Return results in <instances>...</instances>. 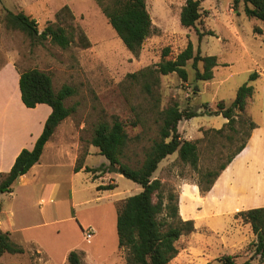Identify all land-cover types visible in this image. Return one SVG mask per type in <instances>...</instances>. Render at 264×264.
Here are the masks:
<instances>
[{
	"label": "rangeland",
	"instance_id": "rangeland-1",
	"mask_svg": "<svg viewBox=\"0 0 264 264\" xmlns=\"http://www.w3.org/2000/svg\"><path fill=\"white\" fill-rule=\"evenodd\" d=\"M111 1L0 0V69L7 63L14 64L20 74L38 69L52 77L56 92L64 86L75 91L65 101L75 112L57 130L59 147L53 144L40 166L21 177L12 193L0 196L1 229L10 232L11 240L25 250L18 255L4 254L0 264H69L72 251L80 254L82 264H127L128 252L119 248L118 211L142 188L111 170L108 160L91 145L93 132L99 123L118 118L130 137L122 161L138 168L153 142L159 140L158 112L172 105L200 113L179 123L181 137L197 142L198 167L183 163L175 153L154 174L163 183L165 196H178L181 218L194 221L196 228L177 242L181 255L172 264H224V256H234L239 264L253 259L250 244L255 235L249 224L237 222L236 215L260 204L264 181L241 171L247 154L237 156L210 191L202 193L199 185L206 186V173L217 172L247 142L251 121H260L264 34L256 35L254 28H263V24L247 17L244 0L238 4L236 0H205L194 28L180 23L187 0H145L154 32L134 54L103 13L102 5ZM8 12L25 13L37 21L40 31L49 25L72 27L75 41L68 49L50 41L33 43L24 32L8 27ZM197 31L214 34L200 42ZM83 34L88 47L81 40ZM190 43L195 51L201 48L203 56H217L219 66L213 80L196 81L189 62L188 82L175 73L159 75L160 84L151 98L142 83L130 78L141 70L157 69L163 60L175 59ZM167 48L170 54L165 57ZM199 67L202 70V64ZM255 72L259 78L250 81ZM13 79L0 93L1 106L10 107L15 118L30 119L25 117L31 114L13 101ZM249 82L255 87L254 96L229 127L226 118L213 113L220 101L226 108L232 106L238 89ZM76 154L77 161L85 159V166L94 169L92 173L74 172ZM108 185L117 188L99 191ZM89 229L93 238L88 243Z\"/></svg>",
	"mask_w": 264,
	"mask_h": 264
},
{
	"label": "trees",
	"instance_id": "trees-1",
	"mask_svg": "<svg viewBox=\"0 0 264 264\" xmlns=\"http://www.w3.org/2000/svg\"><path fill=\"white\" fill-rule=\"evenodd\" d=\"M205 0H187L180 14V23L184 28H194L202 17V3ZM245 13L248 18L259 20L263 28L255 27L256 35L264 34V0H244ZM239 0H236V4ZM68 9V8H67ZM69 10V9H68ZM102 10L109 24L117 33L125 47L132 53L138 54L145 41L153 34L152 20L147 10L145 0H112L102 5ZM9 28L27 34L33 43L50 41L62 49H68L75 41L76 29L70 27L49 25L40 31L35 19L23 12H8L6 16ZM201 42L207 34L197 31ZM82 42L88 47V41L83 34ZM170 54V49L164 51V56ZM192 62L196 81H211L214 78V69L219 66L217 56H203L201 48L195 51L190 43L185 50L173 60H163L157 69H144L129 75L135 82L143 85L144 91L155 97V87L160 84L159 75L168 76L177 74L182 81L188 82L189 72L187 65ZM202 64V70L199 65ZM257 72L252 73L250 81L259 78ZM19 87L21 99L27 108H36L46 104L52 108V113L45 123L44 131L38 139L33 150L24 149L16 159L14 166L8 173L0 172V195L12 193L14 184L37 165L58 127L74 112V107H67L65 101L75 94L70 86H64L56 92L52 77L38 69H32L20 74ZM255 87L249 82L238 89L232 106L226 108L225 102L217 104L213 115H222L228 120L226 124L232 127L236 120V113L245 111L247 100L252 98ZM154 108V109H153ZM155 111L157 105H153ZM200 116L199 112L181 111L177 105H172L158 112L159 140L153 142L151 149L146 153L142 165L134 168L122 161L130 143V137L125 131L124 124L114 118L112 123L101 122L93 132L91 145L98 148L100 155L104 156L110 166L118 168V173L141 186L142 191L127 198L118 211L117 234L119 248L128 252L127 264H169L179 254L177 242L184 235L196 231L194 221L183 220L180 215L179 198L174 193L165 196L163 183L154 178L160 163L169 156L178 153L179 159L198 167L199 153L197 142L183 139L179 132V123ZM256 125L251 121V130ZM222 132V129L218 130ZM250 134L248 135V139ZM248 142V140H247ZM243 143L217 172H208L205 175L206 186L199 185L202 193L210 191L221 173L233 162L247 145ZM85 159L77 161L75 173L85 170L92 173L94 169L85 166ZM117 186L108 185L100 187L99 191L114 190ZM237 220L250 224L256 237L250 246L254 249L253 259L242 264H264V208H255L242 211L236 215ZM25 252L24 248L11 240L10 232L0 231V258L4 254L18 255ZM224 264H239L234 256L222 257ZM69 264H82L78 252L72 251L68 255Z\"/></svg>",
	"mask_w": 264,
	"mask_h": 264
},
{
	"label": "crops",
	"instance_id": "crops-1",
	"mask_svg": "<svg viewBox=\"0 0 264 264\" xmlns=\"http://www.w3.org/2000/svg\"><path fill=\"white\" fill-rule=\"evenodd\" d=\"M12 78H14L12 81V86L13 82H15L14 87L16 92V97L13 98L14 103H16V105H18L23 112L31 115H28L30 117H25L30 119L21 120L15 118L11 115V108L7 107L6 109L5 106H1L0 103L1 173H8L11 171L12 167L16 162L17 157L22 152V150L34 149L38 139L44 131L45 123L52 113V108L46 104H40L36 108H27L23 104L19 87L20 73L16 70L15 65L12 63H7L0 69V93H2V90H4L6 84H8L9 80ZM258 92L261 96V118L259 123H255L252 121L256 125V127L250 132V137L248 139L246 148L237 156L238 158H240L241 156H244L243 154H247L244 159H242L243 167L241 171H243V173H250L254 178H258L264 181V78L260 91ZM60 126L58 127V129L60 128ZM56 135L57 131L55 132L50 142H48V144L46 145L40 162L35 165L31 170L41 165L45 153L47 152V150H49V148H51V146H53V144L55 145V148L59 147L58 144H56ZM77 159L78 155L76 154L74 156L75 163L77 162ZM237 159L235 158L232 163L234 164ZM232 163L229 166H231ZM259 200L260 204L250 206L249 208H244L243 211L260 207L264 208V194L261 196V198H259ZM2 213L3 210L0 209V215ZM237 222L244 223L241 220H237ZM1 226L2 221L0 219V231H2ZM180 253L169 264H172L181 255ZM254 263L258 264V261L254 260Z\"/></svg>",
	"mask_w": 264,
	"mask_h": 264
},
{
	"label": "built area",
	"instance_id": "built-area-1",
	"mask_svg": "<svg viewBox=\"0 0 264 264\" xmlns=\"http://www.w3.org/2000/svg\"><path fill=\"white\" fill-rule=\"evenodd\" d=\"M92 238H93V231L89 229L86 233V240L88 241V243L91 241Z\"/></svg>",
	"mask_w": 264,
	"mask_h": 264
},
{
	"label": "water",
	"instance_id": "water-1",
	"mask_svg": "<svg viewBox=\"0 0 264 264\" xmlns=\"http://www.w3.org/2000/svg\"><path fill=\"white\" fill-rule=\"evenodd\" d=\"M111 170L114 171L115 173H118V168H116L115 166H111Z\"/></svg>",
	"mask_w": 264,
	"mask_h": 264
}]
</instances>
